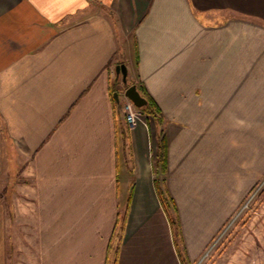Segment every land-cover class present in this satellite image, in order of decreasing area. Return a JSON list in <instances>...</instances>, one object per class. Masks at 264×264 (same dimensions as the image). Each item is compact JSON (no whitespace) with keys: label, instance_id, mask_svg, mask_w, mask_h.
<instances>
[{"label":"crops","instance_id":"obj_1","mask_svg":"<svg viewBox=\"0 0 264 264\" xmlns=\"http://www.w3.org/2000/svg\"><path fill=\"white\" fill-rule=\"evenodd\" d=\"M263 175L264 0H0V264H196Z\"/></svg>","mask_w":264,"mask_h":264},{"label":"rangeland","instance_id":"obj_2","mask_svg":"<svg viewBox=\"0 0 264 264\" xmlns=\"http://www.w3.org/2000/svg\"><path fill=\"white\" fill-rule=\"evenodd\" d=\"M117 79H122L121 75ZM122 85L126 89L130 84ZM120 110L124 115L123 107ZM143 117L147 122L151 118L144 113ZM5 152L8 153V147L3 145L2 153ZM3 165L8 171V162L3 161ZM162 176L163 172L157 179L160 181ZM258 181L255 190L230 213L203 264H264V175Z\"/></svg>","mask_w":264,"mask_h":264},{"label":"trees","instance_id":"obj_3","mask_svg":"<svg viewBox=\"0 0 264 264\" xmlns=\"http://www.w3.org/2000/svg\"><path fill=\"white\" fill-rule=\"evenodd\" d=\"M129 83V82H128ZM130 85L133 84V82L129 83ZM135 84V83H134ZM139 91L142 93V95L148 100V103L146 106L141 108V111L152 118V120L155 122L157 127L160 129L159 135H158V147L156 152V163L155 168L156 170H160L161 172H165L166 170V142L164 138V129L163 124L165 122L164 116L161 112L160 107L156 103V101L151 97V95L144 89V87L140 84H136ZM156 186L157 191L159 194L160 201L165 208V211L168 214L169 220L173 226V230L175 232V235L177 238L180 239L181 237V225H180V218L177 213L176 205L172 197L170 195L164 194L163 189L159 186V180L156 179ZM1 199V197H0ZM127 210L124 216V220L126 219ZM181 251V248H180ZM114 264H116V261H114Z\"/></svg>","mask_w":264,"mask_h":264},{"label":"water","instance_id":"obj_4","mask_svg":"<svg viewBox=\"0 0 264 264\" xmlns=\"http://www.w3.org/2000/svg\"><path fill=\"white\" fill-rule=\"evenodd\" d=\"M116 73L117 77H122L123 83H128V69L127 66L122 63L116 66ZM125 96H127L137 107L142 108L147 105L148 100L142 95L139 91L136 84H131L126 87L124 91ZM113 97L115 98L116 102L120 103V96L119 92H114Z\"/></svg>","mask_w":264,"mask_h":264},{"label":"built area","instance_id":"obj_5","mask_svg":"<svg viewBox=\"0 0 264 264\" xmlns=\"http://www.w3.org/2000/svg\"><path fill=\"white\" fill-rule=\"evenodd\" d=\"M122 107L124 112V118L128 123H132L135 121H143L145 123L142 111L127 96H125V101ZM212 244L201 257V259L197 262V264H203L204 260L210 255L211 249L214 247L215 243L213 245Z\"/></svg>","mask_w":264,"mask_h":264}]
</instances>
